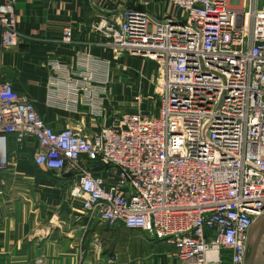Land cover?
<instances>
[{"label": "built area", "instance_id": "obj_1", "mask_svg": "<svg viewBox=\"0 0 264 264\" xmlns=\"http://www.w3.org/2000/svg\"><path fill=\"white\" fill-rule=\"evenodd\" d=\"M164 1L178 14L124 9L93 25L115 57L157 65V115L123 112L88 137L53 129L0 82V170L9 135L19 148L32 138L36 165L74 174L70 194L90 221L172 244L176 264H246L249 231L264 216V0ZM16 2L0 1L5 49L20 40ZM71 35L65 29L63 41ZM90 78L71 81V94L89 91Z\"/></svg>", "mask_w": 264, "mask_h": 264}, {"label": "crops", "instance_id": "obj_2", "mask_svg": "<svg viewBox=\"0 0 264 264\" xmlns=\"http://www.w3.org/2000/svg\"><path fill=\"white\" fill-rule=\"evenodd\" d=\"M124 9L166 19L178 14L164 0H17L20 40L11 49L0 44V82L8 80L26 95L53 129L73 127L88 137L119 125L123 112L157 115L159 101L150 98L157 65L115 57L93 28ZM65 29L72 31L70 42L63 41ZM83 75L91 76L89 91L71 94L69 83ZM37 149L32 138L19 148L8 137L10 164L0 170V264H176L172 244L90 221L70 194L74 174L36 165ZM82 158L95 174L108 175L105 163ZM263 245L264 239L255 264H264Z\"/></svg>", "mask_w": 264, "mask_h": 264}, {"label": "water", "instance_id": "obj_3", "mask_svg": "<svg viewBox=\"0 0 264 264\" xmlns=\"http://www.w3.org/2000/svg\"><path fill=\"white\" fill-rule=\"evenodd\" d=\"M264 235V216L258 219L248 235V253L246 257V264H255L258 248L261 239Z\"/></svg>", "mask_w": 264, "mask_h": 264}, {"label": "rangeland", "instance_id": "obj_4", "mask_svg": "<svg viewBox=\"0 0 264 264\" xmlns=\"http://www.w3.org/2000/svg\"><path fill=\"white\" fill-rule=\"evenodd\" d=\"M139 11H144V10H139ZM151 99H152V101H156L155 100V98H156V96L154 97L153 95H152V97H150ZM125 99H127V98H125ZM128 102V101H127ZM123 105H121V107H122ZM264 239V235H263V237H262V239H261V242H262V240ZM258 255V259L260 260V256H262V254H261V249L260 248H258V253H257ZM114 262V261H113Z\"/></svg>", "mask_w": 264, "mask_h": 264}, {"label": "flooded vegetation", "instance_id": "obj_5", "mask_svg": "<svg viewBox=\"0 0 264 264\" xmlns=\"http://www.w3.org/2000/svg\"><path fill=\"white\" fill-rule=\"evenodd\" d=\"M247 257V256H246Z\"/></svg>", "mask_w": 264, "mask_h": 264}]
</instances>
